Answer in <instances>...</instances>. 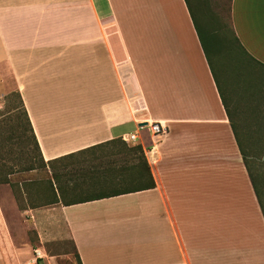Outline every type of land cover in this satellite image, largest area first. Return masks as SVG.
Instances as JSON below:
<instances>
[{
	"label": "crops",
	"instance_id": "1",
	"mask_svg": "<svg viewBox=\"0 0 264 264\" xmlns=\"http://www.w3.org/2000/svg\"><path fill=\"white\" fill-rule=\"evenodd\" d=\"M226 10L211 0H0V98L19 92L43 160L135 134L126 143L142 146L155 182L22 211L0 183V264H40V248L12 236L17 212L38 243L69 239L82 264H264V217L192 19H227L264 66V0H227ZM32 183L19 182L25 196Z\"/></svg>",
	"mask_w": 264,
	"mask_h": 264
},
{
	"label": "trees",
	"instance_id": "2",
	"mask_svg": "<svg viewBox=\"0 0 264 264\" xmlns=\"http://www.w3.org/2000/svg\"><path fill=\"white\" fill-rule=\"evenodd\" d=\"M192 19L222 104L225 108L244 167L264 217V109L260 112L256 111L260 105H264V94L261 92L264 91V82L255 80L256 77L253 74V78L244 75L250 63H260L240 45L228 23L222 19L215 17L198 19L193 15ZM231 79H233V85H238L239 91L237 93L240 96L243 98L249 96L252 99H256L253 115L246 117L247 120L251 118L252 121H248V124L244 122L246 125L240 122L239 116L241 115L237 111V104L235 102L233 103L231 99V103H229L222 89V87L226 88V81H231ZM11 95H14L18 99V103L22 108L23 122L25 128L29 131V140L38 154L41 165L44 167L49 166L52 172V179H49L48 182L49 186L51 184L53 197L51 200L48 199L42 204H52L58 202L59 199L65 201L66 193L70 194L71 197L69 196V199L71 198V200L69 202L65 201L64 203L69 204L154 187L155 182L142 146L140 144L129 145L121 138L95 144L47 162L44 161L40 155L38 144L20 94L18 91H12L6 94L4 99H8ZM244 103L250 105L249 103H252V101L245 100ZM11 111L14 110L6 108L4 111H0V116L3 117L0 119V123L2 121L4 123L10 122L12 118L10 115ZM17 123L16 125H20L19 122ZM249 125H253V127L251 128ZM251 139L254 140L251 141ZM106 146L110 147L107 155L113 157V161L102 165L99 170H96V167L85 168V166L89 165L88 158L91 157L90 159H94L97 152ZM4 166V164L0 163V170ZM67 166H71L70 170L66 169ZM34 168V162L31 160L26 169L30 170ZM65 175L69 176L70 183L65 182L60 184V176ZM52 180L56 182V185L57 182L59 183L57 185L59 196L55 192ZM5 182L9 183V179L2 177L0 173V183ZM32 184L34 186V182ZM107 185H114L115 189L94 192L76 198V191H86L90 188L97 187L106 188ZM38 187H41V191H43L42 186ZM38 187L37 192L39 190ZM33 193H36L35 187L33 188ZM73 255L76 264H82L75 248ZM37 262L39 263L40 259H37Z\"/></svg>",
	"mask_w": 264,
	"mask_h": 264
},
{
	"label": "rangeland",
	"instance_id": "3",
	"mask_svg": "<svg viewBox=\"0 0 264 264\" xmlns=\"http://www.w3.org/2000/svg\"><path fill=\"white\" fill-rule=\"evenodd\" d=\"M211 1L213 6L215 5L220 15L222 17H226L227 0ZM224 20H226V23L228 22L227 19ZM244 73V75L250 76V78L253 74L256 77L255 80L264 82V66H261L256 62L250 63ZM232 81L233 79H231V81H226V85L224 84L226 88L222 87V89L228 99V102L231 103L232 100L233 103L235 102L237 104V111L241 115L239 116L240 122L246 125L245 123L248 124V121H252L251 118L250 120L249 118L247 120L246 117L249 115H253V108L255 106L254 104L256 99H252L249 96L245 98L240 96L237 93L239 91L238 85H233ZM261 92L264 94V91ZM245 100L252 101L253 105L251 106L252 103H249L250 105H246L244 103ZM261 103L263 104V102ZM6 108L14 111H11L10 113L12 117L10 122L4 123V121H2V123H0V163L5 165L0 170V173L2 177L9 179V183L15 200V206L18 211H22V209H24L28 205H35L37 207L48 206L50 204L42 203L48 199L51 200V198L53 197V190L51 188V184L49 186L48 182V180L52 178L51 169L48 166L44 167L41 165L38 154L29 140V131L25 128L22 116V108L18 103V99L14 95H11L8 99H4V97L0 98V111H4ZM262 109H264V105H260V107H258L256 111L260 112ZM1 118L3 117L0 116V119ZM15 122H19L20 125H16ZM249 127L252 128L253 125H249ZM253 140L254 139H251V141ZM109 151V146L101 148V150L97 152L96 157H92L94 159H90L91 157L88 158L89 165L85 166V168L96 167V170H99L102 165L113 161V157L107 155ZM103 153L105 154L102 156ZM31 160H33L35 168L30 170L26 169ZM70 168L71 166H67L66 169L70 170ZM68 177V175L60 176L61 180L59 181V183H70ZM26 179H32V181L34 182L33 188L35 187L36 193L31 192L29 193V195L27 194L25 196L19 189V182H24V180ZM59 183L57 182V185ZM52 184L55 192L57 193L58 191L56 182L52 180ZM38 186H42L43 191H41V187ZM37 187L39 189L38 192ZM113 189H115L114 185H107L106 188L97 187L90 188L86 191H76V197H82L86 194H92L94 192L111 191ZM26 219L27 215H21L18 212L8 214L10 230L12 236L15 237L16 241H21V243L27 241L32 246V248H40V251L43 254L42 257L39 258L40 264H76L73 255L74 247L69 239L47 242L44 244L38 243V241L36 240L35 231L30 226H28V224L26 223Z\"/></svg>",
	"mask_w": 264,
	"mask_h": 264
},
{
	"label": "built area",
	"instance_id": "4",
	"mask_svg": "<svg viewBox=\"0 0 264 264\" xmlns=\"http://www.w3.org/2000/svg\"><path fill=\"white\" fill-rule=\"evenodd\" d=\"M148 127L150 131H152L154 134H161L165 130V126L161 122H151L150 124H148ZM121 139L125 142L133 141L135 139V134L124 135L121 137ZM33 252L35 258H40L43 255L39 249H34ZM173 264H185V263L178 262Z\"/></svg>",
	"mask_w": 264,
	"mask_h": 264
}]
</instances>
